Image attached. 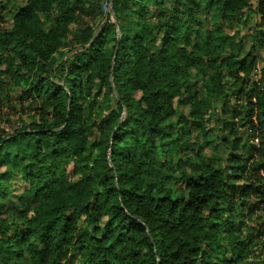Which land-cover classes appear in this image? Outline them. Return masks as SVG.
<instances>
[{
    "label": "trees",
    "instance_id": "trees-1",
    "mask_svg": "<svg viewBox=\"0 0 264 264\" xmlns=\"http://www.w3.org/2000/svg\"><path fill=\"white\" fill-rule=\"evenodd\" d=\"M11 2L0 122L5 79L33 115L0 130V187L28 182L0 264H264V0Z\"/></svg>",
    "mask_w": 264,
    "mask_h": 264
},
{
    "label": "rangeland",
    "instance_id": "rangeland-1",
    "mask_svg": "<svg viewBox=\"0 0 264 264\" xmlns=\"http://www.w3.org/2000/svg\"><path fill=\"white\" fill-rule=\"evenodd\" d=\"M3 3H5L6 0H1ZM11 4L9 6H15V0H11ZM23 0H18V2H22ZM14 8V7H12ZM16 8V7H15ZM101 11L106 12L107 15H109V19L112 21V23L117 24L116 22V18L113 17L112 15V11L109 5V2H107V4H105V6H101ZM41 18L44 19V15L40 14ZM99 17L97 18V20H95L94 22L91 19H87L85 20V22H89V23H93V26H95V24L99 21ZM258 17L254 16L252 13H249L247 11L242 12L240 14V19H237L234 21L233 26L232 27H226V30L229 33H233L234 31H239V34L241 36L244 37L245 39V45L248 44L250 37L249 32L250 29L249 27H247V24L250 22H254L257 21ZM247 23V24H246ZM6 24L10 25L12 24V18L10 15L7 16L6 18ZM49 25V24H48ZM49 26H45V29H47ZM262 57H264V54L262 55ZM199 76H197L198 78ZM7 79L4 80L3 83V93L8 94L10 101L7 102L6 99L3 98V103H2V107H1V115L7 116L9 113L10 115V120H11V124H9L10 122L5 121V122H0V130H6L7 132H12L13 129L18 126L21 125L23 123L22 120H25L27 118H30L31 115H33L31 108H27L28 104L27 102H25L23 99L20 98V92L18 89H12L11 86L7 85L9 82H6ZM138 95V94H137ZM2 97V96H1ZM15 104L16 108H12ZM174 107L176 110V113L174 116H172L171 118H169L166 123L170 124V123H174L176 124L177 122V118H178V114L183 110L186 111L187 107L186 106H182L181 104L178 103L177 99H174ZM5 112V114H4ZM2 119V118H1ZM5 120V118H3ZM27 181L23 180L22 177H20L18 174L13 173L9 176H7L4 180H3V184L0 187V190L6 191L8 190V195H4L0 196V202H4L6 201V198L9 196V198L14 199L17 193H20V191L22 189H24L27 186ZM10 233H14L13 230L10 231ZM76 257L73 256L72 261H74V264H77L76 262Z\"/></svg>",
    "mask_w": 264,
    "mask_h": 264
},
{
    "label": "water",
    "instance_id": "water-1",
    "mask_svg": "<svg viewBox=\"0 0 264 264\" xmlns=\"http://www.w3.org/2000/svg\"><path fill=\"white\" fill-rule=\"evenodd\" d=\"M111 1L112 0H108V2H109V5H110V8H111ZM112 11V10H111ZM112 15H113V17L115 18V15H114V12L112 11ZM114 24H116L115 23V20H114ZM97 33V32H96ZM96 33L94 34V36L96 35ZM113 58H114V56H113ZM112 65H113V62H112ZM111 77H112V75L110 74V81H111Z\"/></svg>",
    "mask_w": 264,
    "mask_h": 264
}]
</instances>
